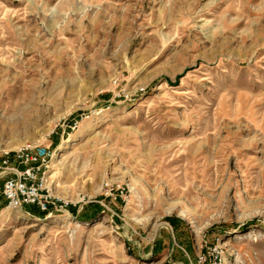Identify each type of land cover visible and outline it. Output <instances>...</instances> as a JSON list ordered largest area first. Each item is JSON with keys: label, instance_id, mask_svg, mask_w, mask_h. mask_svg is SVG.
I'll return each mask as SVG.
<instances>
[{"label": "rangeland", "instance_id": "rangeland-1", "mask_svg": "<svg viewBox=\"0 0 264 264\" xmlns=\"http://www.w3.org/2000/svg\"><path fill=\"white\" fill-rule=\"evenodd\" d=\"M25 142L62 207L0 167V264H264V0H0V166Z\"/></svg>", "mask_w": 264, "mask_h": 264}, {"label": "built area", "instance_id": "built-area-1", "mask_svg": "<svg viewBox=\"0 0 264 264\" xmlns=\"http://www.w3.org/2000/svg\"><path fill=\"white\" fill-rule=\"evenodd\" d=\"M48 146L25 142L12 152L3 153L0 167L7 177L3 180L1 193L7 207L19 208L26 204L45 213L62 207L58 199L48 192L43 181L50 163ZM102 189L110 196L116 191L119 194L123 191L119 184L109 181H104Z\"/></svg>", "mask_w": 264, "mask_h": 264}, {"label": "bare ground", "instance_id": "bare-ground-1", "mask_svg": "<svg viewBox=\"0 0 264 264\" xmlns=\"http://www.w3.org/2000/svg\"><path fill=\"white\" fill-rule=\"evenodd\" d=\"M31 91L28 87H21V85H15L12 84L10 88H7L6 89V94L9 98V103H8V107L9 109H14V110H18L19 109V106L20 103H21V100L22 102H24L27 98H29V95H30ZM13 95L16 97L19 98V100H11V98H13ZM11 100V101H10Z\"/></svg>", "mask_w": 264, "mask_h": 264}, {"label": "trees", "instance_id": "trees-1", "mask_svg": "<svg viewBox=\"0 0 264 264\" xmlns=\"http://www.w3.org/2000/svg\"><path fill=\"white\" fill-rule=\"evenodd\" d=\"M29 209H34L36 212H39V213H42V214L45 213V212L39 211V210L36 209L35 207H29ZM67 210H69V211H71V212L73 211V209H72L71 207H68Z\"/></svg>", "mask_w": 264, "mask_h": 264}, {"label": "crops", "instance_id": "crops-1", "mask_svg": "<svg viewBox=\"0 0 264 264\" xmlns=\"http://www.w3.org/2000/svg\"><path fill=\"white\" fill-rule=\"evenodd\" d=\"M4 176H6L7 177V175H4ZM3 183V182H2Z\"/></svg>", "mask_w": 264, "mask_h": 264}]
</instances>
